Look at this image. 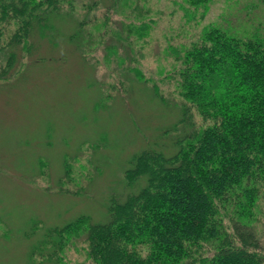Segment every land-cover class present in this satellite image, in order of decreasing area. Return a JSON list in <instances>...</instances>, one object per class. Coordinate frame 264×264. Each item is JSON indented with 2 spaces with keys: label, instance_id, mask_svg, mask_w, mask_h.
Returning <instances> with one entry per match:
<instances>
[{
  "label": "rangeland",
  "instance_id": "1",
  "mask_svg": "<svg viewBox=\"0 0 264 264\" xmlns=\"http://www.w3.org/2000/svg\"><path fill=\"white\" fill-rule=\"evenodd\" d=\"M91 4L75 2L76 18H90L85 53L68 38L76 18L64 16L56 33L24 53L12 46L16 61L0 63V264H96L85 233L59 227L79 215L104 219L130 157L176 117L153 88L180 98L177 55L226 8L225 0L207 10L186 0ZM194 120L209 123L196 111Z\"/></svg>",
  "mask_w": 264,
  "mask_h": 264
},
{
  "label": "trees",
  "instance_id": "2",
  "mask_svg": "<svg viewBox=\"0 0 264 264\" xmlns=\"http://www.w3.org/2000/svg\"><path fill=\"white\" fill-rule=\"evenodd\" d=\"M210 1L186 0L205 10ZM75 2L0 0V63L56 33L55 19L76 18ZM225 2L177 55L180 98L153 88L176 117L130 157L104 219L79 215L59 227L82 230L96 264H264V0ZM88 21L76 18L68 34L83 53ZM194 111L209 123L196 125Z\"/></svg>",
  "mask_w": 264,
  "mask_h": 264
}]
</instances>
